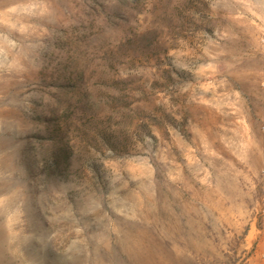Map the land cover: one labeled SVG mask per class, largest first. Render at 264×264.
<instances>
[{
    "label": "rangeland",
    "instance_id": "1",
    "mask_svg": "<svg viewBox=\"0 0 264 264\" xmlns=\"http://www.w3.org/2000/svg\"><path fill=\"white\" fill-rule=\"evenodd\" d=\"M0 264H264V0H0Z\"/></svg>",
    "mask_w": 264,
    "mask_h": 264
},
{
    "label": "bare ground",
    "instance_id": "2",
    "mask_svg": "<svg viewBox=\"0 0 264 264\" xmlns=\"http://www.w3.org/2000/svg\"><path fill=\"white\" fill-rule=\"evenodd\" d=\"M52 91L54 93H57V94L59 93L60 94L61 93V90H60L59 84L54 85L53 88H52ZM51 109H52L51 104H48L47 106H45V108L43 110L44 116L50 115Z\"/></svg>",
    "mask_w": 264,
    "mask_h": 264
},
{
    "label": "trees",
    "instance_id": "3",
    "mask_svg": "<svg viewBox=\"0 0 264 264\" xmlns=\"http://www.w3.org/2000/svg\"><path fill=\"white\" fill-rule=\"evenodd\" d=\"M61 90V89H60Z\"/></svg>",
    "mask_w": 264,
    "mask_h": 264
}]
</instances>
